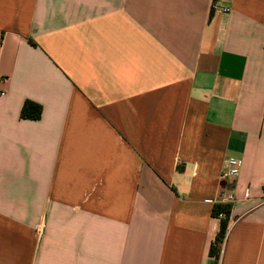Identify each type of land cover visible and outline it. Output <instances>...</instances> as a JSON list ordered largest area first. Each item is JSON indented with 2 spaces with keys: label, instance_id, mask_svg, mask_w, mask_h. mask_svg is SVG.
Returning <instances> with one entry per match:
<instances>
[{
  "label": "crops",
  "instance_id": "crops-1",
  "mask_svg": "<svg viewBox=\"0 0 264 264\" xmlns=\"http://www.w3.org/2000/svg\"><path fill=\"white\" fill-rule=\"evenodd\" d=\"M0 264H264V0H0Z\"/></svg>",
  "mask_w": 264,
  "mask_h": 264
},
{
  "label": "trees",
  "instance_id": "trees-1",
  "mask_svg": "<svg viewBox=\"0 0 264 264\" xmlns=\"http://www.w3.org/2000/svg\"><path fill=\"white\" fill-rule=\"evenodd\" d=\"M34 44V42L31 40ZM42 113V106L33 101H26L21 110V117L39 119ZM232 204L229 203H215L212 209L213 216H218L220 213H224V216L220 219V226L215 241L211 245V254L216 258L220 257L221 248L228 231L229 216L231 214Z\"/></svg>",
  "mask_w": 264,
  "mask_h": 264
},
{
  "label": "built area",
  "instance_id": "built-area-1",
  "mask_svg": "<svg viewBox=\"0 0 264 264\" xmlns=\"http://www.w3.org/2000/svg\"><path fill=\"white\" fill-rule=\"evenodd\" d=\"M216 6V4H215ZM228 10V9H226ZM242 161L241 159L235 157H228L226 161V166L221 173V180L226 182L225 186H222V190L219 196V203H229L232 204L236 201V196L231 192V184L235 182V179L239 176L241 170ZM250 194L249 189L245 190V197H248ZM224 216V213H220L218 216H215L218 219H221Z\"/></svg>",
  "mask_w": 264,
  "mask_h": 264
},
{
  "label": "water",
  "instance_id": "water-1",
  "mask_svg": "<svg viewBox=\"0 0 264 264\" xmlns=\"http://www.w3.org/2000/svg\"><path fill=\"white\" fill-rule=\"evenodd\" d=\"M221 185H222V186H225V185H226V182H225V181H222V182H221Z\"/></svg>",
  "mask_w": 264,
  "mask_h": 264
}]
</instances>
